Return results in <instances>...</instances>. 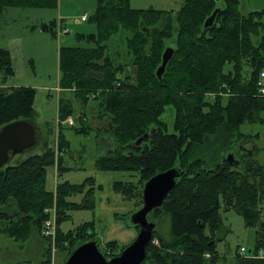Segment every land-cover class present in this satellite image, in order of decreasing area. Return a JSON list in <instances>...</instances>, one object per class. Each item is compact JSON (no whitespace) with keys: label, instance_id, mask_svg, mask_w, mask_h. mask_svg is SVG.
Masks as SVG:
<instances>
[{"label":"trees","instance_id":"obj_1","mask_svg":"<svg viewBox=\"0 0 264 264\" xmlns=\"http://www.w3.org/2000/svg\"><path fill=\"white\" fill-rule=\"evenodd\" d=\"M128 1L98 0L92 16L97 33L78 37L89 45L60 48L59 84L64 93H72L82 104L98 101L96 117L110 123L103 129V142L108 136L107 141L114 143L110 152L99 153L98 165L139 173L137 185L123 188L126 198H142L144 183L160 171L173 166L185 170L163 205L149 213L150 220L155 214L169 215V235L154 230L153 239L158 238L160 245L150 242L143 264H218L221 257L214 233L222 223L221 207L236 209L246 226L256 228L252 251H264V164L253 160L244 145L260 133L242 130L247 123L264 125V97L257 92L264 71V11L244 13L240 0H183L177 10L133 8ZM57 4L58 0H0V14L10 6ZM218 7L214 21L207 25ZM45 29L51 28L46 24ZM120 34H125L116 43L120 49H112L107 42ZM169 46L175 51L159 76L163 53ZM130 65L136 67L135 77L125 71ZM0 73V128L16 120L32 121L36 90L5 83L15 71L9 48L2 46ZM62 96L59 118L64 121L72 117L74 107L70 98ZM167 106L175 111L173 132L167 131V123L161 119ZM79 118L86 120L84 111ZM140 137L145 138L137 144ZM234 142L242 148L232 152V161L220 157ZM65 143L59 136V145ZM198 146L207 147L212 154L193 157ZM55 153L54 146L45 140L38 151L0 168L1 232L23 240L33 226L42 229L48 217L46 209L55 202L47 187L48 167L56 162ZM58 158L63 169V158ZM82 185L68 180L59 185V248L67 247L64 240L70 241L73 250L78 243L93 238L92 232L87 235L86 225L67 234L60 227L68 217L67 210L87 206L85 199L81 203L69 199L82 191ZM47 241L42 259L35 264H53ZM108 247L112 251H102L110 258L126 246L118 253L113 252V243ZM235 259V264H264V256L238 252Z\"/></svg>","mask_w":264,"mask_h":264},{"label":"rangeland","instance_id":"obj_2","mask_svg":"<svg viewBox=\"0 0 264 264\" xmlns=\"http://www.w3.org/2000/svg\"><path fill=\"white\" fill-rule=\"evenodd\" d=\"M183 0H129L133 8H159L177 10ZM98 0H58L53 7L36 6H10L0 14V46H5L9 39L20 38L23 45V66L18 65L17 72L5 81L8 85L32 86L36 90L35 110L33 122L38 125L41 135L38 143L20 153H11L9 163L17 162L31 152L43 147L45 140L51 143L57 151L59 136H63L66 143L58 151L62 155H56V162L48 167L47 187L52 190L56 207L57 221L59 210L56 204V194L60 183L65 180L71 183L83 184L82 191L69 196L74 202L86 200L87 206L67 210L68 217L60 223L64 234L75 232L77 228L87 226V235L92 232L93 238L100 241V248L104 251H112L108 246L113 243L116 247L113 252L118 253L120 248L130 244L138 234L136 226H131V214L142 205V198H126L123 188L133 187L139 182V173L122 168L104 169L97 163V157L102 152L104 142L103 129L106 121L96 117L98 101L91 99L87 104H82L72 93L64 90L57 91L59 85V52L61 46H87L84 39L79 40L80 34L97 33V26L92 22V16L97 8ZM240 9L246 13L251 10L264 11V0H240ZM86 16V19L83 17ZM54 23V24H53ZM51 29H45V25ZM53 29V30H52ZM66 30V31H65ZM120 34L115 39H110L112 49L118 48ZM19 39V41H20ZM168 45V44H167ZM12 56V55H11ZM121 56H126L122 53ZM13 61V60H12ZM15 71V70H14ZM125 71L135 77L136 67L127 66ZM1 76V73H0ZM67 96L73 102L71 124L65 119L59 118V98ZM85 112L86 120L82 122L79 116ZM264 116V112L262 113ZM175 111L173 106H167L161 115V119L167 123V131H174ZM108 124H110L108 122ZM85 126V130H79ZM108 127V126H107ZM101 129L102 132H99ZM245 133H260V137L244 143L247 148H253V144L264 147V125L259 123L243 125ZM109 142V141H108ZM242 145L234 142L230 148L222 151L220 157L235 151H240ZM256 150V147L253 148ZM193 157L203 156L207 158L212 151L205 146L193 149ZM257 159L264 164V150L257 152ZM63 158L59 167L58 157ZM140 189V186L138 185ZM264 214V202L262 203ZM58 211V212H57ZM222 223L217 234L218 253L221 256L218 264H235V257L240 248L244 246L247 251L255 246L256 228L246 226L245 219L236 209L221 207L219 212ZM49 217V215H48ZM155 218V219H154ZM151 221L155 222L158 231L162 232L169 227V218L165 215H156ZM30 234L23 240H16L6 232L0 231V264L29 261L37 263L42 259L47 245L42 229L32 227ZM42 228V227H41ZM86 235V236H87ZM158 242V239L155 238ZM66 248H55L52 252L53 264H64L70 255L71 243L64 240ZM53 250V249H52ZM109 258V257H108Z\"/></svg>","mask_w":264,"mask_h":264},{"label":"water","instance_id":"obj_3","mask_svg":"<svg viewBox=\"0 0 264 264\" xmlns=\"http://www.w3.org/2000/svg\"><path fill=\"white\" fill-rule=\"evenodd\" d=\"M208 18L206 24L214 21L216 12ZM174 48L169 46L163 53V61L158 68V75L162 76L169 60L174 54ZM41 130L31 120H16L5 124L0 128V168L11 158V153H20L34 147L40 138ZM145 137H140L139 144ZM235 154L228 155L232 161ZM185 173L181 167L173 166L165 171H160L149 178L142 189V205L130 216V225L139 226V232L135 239L124 250L110 258L106 257L99 248L98 239H90L78 243L72 250L64 264H141L146 258L147 246L153 238L156 227L155 222L148 217L149 213L157 207H161L167 195L176 187L178 179ZM251 249L249 250V252Z\"/></svg>","mask_w":264,"mask_h":264},{"label":"built area","instance_id":"obj_4","mask_svg":"<svg viewBox=\"0 0 264 264\" xmlns=\"http://www.w3.org/2000/svg\"><path fill=\"white\" fill-rule=\"evenodd\" d=\"M85 18V16H84ZM66 31V30H65ZM2 81V77L0 76V84ZM57 91H60V87L58 86ZM258 94L262 97H264V71L261 72L260 78L258 80ZM69 123H73L74 120L70 117L67 119ZM59 147L57 146V151L56 155H62L63 151H58ZM46 211L48 212L49 217H47L42 224V232L44 236L49 239L51 247H52V252L55 250V248H58L56 243H57V232H58V222H57V213H56V207H50L47 208ZM155 242H157L155 240ZM240 254L246 255V256H264V251L261 249L259 250L258 253L255 252H248L247 249L242 246L240 248Z\"/></svg>","mask_w":264,"mask_h":264},{"label":"flooded vegetation","instance_id":"obj_5","mask_svg":"<svg viewBox=\"0 0 264 264\" xmlns=\"http://www.w3.org/2000/svg\"><path fill=\"white\" fill-rule=\"evenodd\" d=\"M111 143H109L108 141H107V143L105 142L104 143V147H103V149H102V151L103 152H110L111 150H112V148H113V146H111L110 145ZM112 145H114V143L112 144ZM253 146L254 147H256V150H254L253 148H246V150H248V151H246L247 153H249L250 155H251V157L253 158V160H255V161H257L258 163H260V164H262L258 159H257V152H259V151H263L264 149H260V150H258L259 148H260V146H258V145H255V144H253ZM240 152H238L237 153V156H239L240 157ZM252 154H254V155H252ZM195 155V154H194ZM196 157H202V158H204L203 156H196ZM145 184V183H144ZM142 202H143V200H142ZM140 207V206H139ZM138 207V208H139ZM149 216V215H148ZM165 216H167L168 218H169V222H170V217H169V215H167V214H165ZM153 217V216H152ZM152 217H151V219H152ZM155 219V218H154ZM137 227V229H138V232H139V226H136ZM220 231V227L215 231V233H214V240L217 242V248H218V241H217V239H218V237H217V234H218V232ZM169 227L168 228H166V229H164V231H163V234L165 235V236H168L169 234ZM158 239V238H157ZM152 242H154V239L152 238ZM156 244H158V245H160V241H159V239H158V242H155ZM127 246V245H126ZM124 250V249H123ZM122 250V251H123ZM121 251V252H122ZM120 252V253H121ZM119 253V254H120ZM147 254H148V252H147ZM206 256H210V254L208 253V254H206ZM220 256V255H219ZM146 257H147V255H146ZM221 257V256H220ZM146 259V258H145ZM145 259L141 262V264H143V262L145 261Z\"/></svg>","mask_w":264,"mask_h":264},{"label":"crops","instance_id":"obj_6","mask_svg":"<svg viewBox=\"0 0 264 264\" xmlns=\"http://www.w3.org/2000/svg\"><path fill=\"white\" fill-rule=\"evenodd\" d=\"M251 11H254V10H251ZM248 12H250V11H248ZM248 12H246V13H248ZM19 39L20 38L9 39L8 42L6 43V45L3 46V47H6V48H9V50L11 52L15 73L17 72L18 65H20V67L23 66V55H24L23 54V45H21L22 44V40L20 39V41H19ZM14 86H19V85H14ZM103 121L107 122V125L105 126V128L107 126L109 128L110 124H108V121L107 120H103ZM98 130L101 131L100 128Z\"/></svg>","mask_w":264,"mask_h":264}]
</instances>
